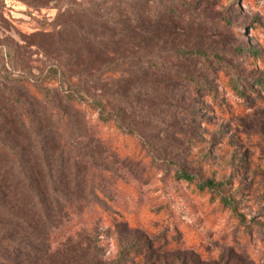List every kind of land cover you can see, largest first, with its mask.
Masks as SVG:
<instances>
[{
    "label": "rangeland",
    "instance_id": "obj_1",
    "mask_svg": "<svg viewBox=\"0 0 264 264\" xmlns=\"http://www.w3.org/2000/svg\"><path fill=\"white\" fill-rule=\"evenodd\" d=\"M121 60L127 66L103 76ZM52 67L121 111L123 127L66 103L58 83L47 95L39 82L29 104L49 136L46 161L17 105L2 99L27 95L6 89L5 78ZM235 72L246 96L226 85ZM1 106L41 188L55 181L72 207L62 201L66 214L17 238L29 247L23 264H73L95 239L112 263L120 247L158 236L172 252L148 251L136 264H264V0H0ZM177 166L221 182L237 210L175 178Z\"/></svg>",
    "mask_w": 264,
    "mask_h": 264
},
{
    "label": "trees",
    "instance_id": "obj_2",
    "mask_svg": "<svg viewBox=\"0 0 264 264\" xmlns=\"http://www.w3.org/2000/svg\"><path fill=\"white\" fill-rule=\"evenodd\" d=\"M181 54L194 55L198 54L204 57H210L213 62L220 63L226 66L224 61L218 55L206 54L204 52H189L182 51ZM219 64V65H220ZM127 66L126 60H121L114 66H108L103 73L105 75H116L119 73V69ZM228 67V66H227ZM229 81H226L227 87L230 90H237L241 93V96H246V91L242 87V77L238 73H229ZM36 77V76H35ZM62 77V78H60ZM190 80L195 87L199 89H207L210 95H216L217 90L212 86L207 85L201 80ZM39 80V81H38ZM66 77L65 72H61L57 67H52L46 76L29 78L24 75H12L5 78L6 89L10 86L21 85L27 92V95H5L2 100L4 102L13 103L17 105V118L23 119L26 123L24 130L29 133L31 138L37 143L36 147L40 148L39 152L43 158H47L46 155V143L49 141L47 133L38 129V126L34 123L36 115L31 111L29 101L34 98H38L37 94L34 95L32 89H39L41 86L37 83H45L46 94L51 92L49 85L58 83L61 89V96L66 103L77 107V105H86L89 109L97 113L98 120L101 123H114L119 127H123L121 122L122 112L111 107L104 98H90L87 94L85 87L82 86L80 81H73ZM263 85V83H260ZM219 105V104H218ZM4 107V106H3ZM0 108V264H20L19 259L20 252H25L24 249L29 250V247L17 243V238L21 236L27 238L29 230L33 227L38 228L40 221L43 222L41 226H50L53 221L59 219L61 215L65 213V209L68 211L72 208L69 203V195L59 189L56 186V182L51 181L50 186L41 188L40 179L36 175L37 164L31 163V157L28 156L29 148L21 144L15 137L12 136V130L8 127V116L10 112L8 108ZM220 107V105L218 106ZM47 156V155H46ZM44 159V160H45ZM174 177L185 181L189 186L193 187L196 191L201 193H210L213 197L219 199V204L223 207L237 210V202L233 197L227 196L222 190L223 184L216 182L214 179H208L201 181L196 175L190 173L186 169L176 167L174 170ZM23 199L30 203L31 210L33 211V218L28 220L23 216L21 212L18 198ZM65 201L66 208L60 207V203ZM70 208V209H69ZM66 214V213H65ZM113 217L110 216V219ZM34 221V223H33ZM157 239L144 240L138 244H130L120 247V252L115 261L108 263L99 256V242L94 240L93 244L89 245V252L86 258H81L78 253H75L73 264H136L138 260L147 259L146 253L157 252L163 254L165 252H172L167 248L166 243ZM164 240V238H163ZM186 248V247H184ZM32 249L30 248V251ZM29 257V254L25 255V259ZM23 262V261H22ZM21 262V264H23ZM30 262V261H28ZM140 264V263H138Z\"/></svg>",
    "mask_w": 264,
    "mask_h": 264
}]
</instances>
